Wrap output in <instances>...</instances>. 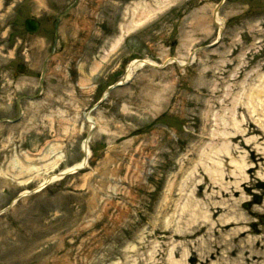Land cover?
Listing matches in <instances>:
<instances>
[{
    "label": "rangeland",
    "instance_id": "obj_1",
    "mask_svg": "<svg viewBox=\"0 0 264 264\" xmlns=\"http://www.w3.org/2000/svg\"><path fill=\"white\" fill-rule=\"evenodd\" d=\"M74 2L0 0V211L81 161L85 115L95 124L87 168L0 216V264H262L264 169L255 164H264V139L254 134L251 171L233 197L210 200L194 168L213 120H244L250 89L264 83V0H78L61 17ZM29 18L41 24L35 35L23 29ZM140 60L153 67L95 108ZM253 104L264 109V98ZM48 144L63 155L54 168L41 156ZM25 160L31 175L16 177ZM220 200L243 221L197 233L201 221L186 212ZM219 216L232 217L222 211L212 222ZM233 228L238 236H228ZM252 251L257 260L247 259Z\"/></svg>",
    "mask_w": 264,
    "mask_h": 264
},
{
    "label": "bare ground",
    "instance_id": "obj_2",
    "mask_svg": "<svg viewBox=\"0 0 264 264\" xmlns=\"http://www.w3.org/2000/svg\"><path fill=\"white\" fill-rule=\"evenodd\" d=\"M147 15H144L142 19L147 18ZM214 21L218 24V19H216L214 15ZM180 68L184 67L185 64L182 62H176L175 63ZM152 65L149 61H133L131 62L125 72V81L128 80L137 70L144 66H150ZM264 83L262 80H260V84L254 88L250 89V92L248 94V102L244 109H242L244 115V120H237L235 117L230 120H226L223 116H219L217 120H213L212 127L213 131L210 134V140L207 143H201V147L199 151L197 152V159L195 162V168L194 170L197 172L199 169L202 170L204 173L203 178V185L206 184L207 192H209L208 198L210 200H215L217 198H223V197H233L237 194V190L239 189L240 185L245 183L247 181L246 172L250 173L251 167L249 165L252 163V161L249 159V152L247 151L251 146L257 143V139L254 136V134H259L264 139V121L256 120L254 119L256 116L258 117H264V109L257 108L253 102L259 101L261 103L262 99L264 98ZM241 106H234V110L237 111ZM210 112V111H208ZM86 124L91 128V125H94L93 121L89 117H85ZM249 135H252L251 137ZM264 145V142L262 143ZM83 147V156L81 161L78 163L72 165L71 167L64 168L63 171L59 174H53L48 176L41 185L38 186L37 189H39L43 184H51L53 182H56L61 179V176L67 173H71L72 171L86 168L88 164L89 159V152L87 150L86 143L82 144ZM60 145L57 144H48L44 147L42 150L41 156H45L47 153L50 154L48 156L49 160L46 161L48 163V167L54 168L56 164H54L57 160H61L63 158L62 152H60ZM258 149V147H253L252 150ZM238 150H244L245 152L241 153ZM52 154V155H51ZM236 154H240V157L235 158L234 156ZM26 160H30L31 157L29 154H26L25 156ZM222 159L227 162V165H224V162ZM253 159V158H252ZM25 162V166L17 167L19 169V173L16 177H21L24 174L31 175V170L34 169V167H31L30 162ZM256 161V159H254ZM224 166L227 167V169H224ZM249 167V168H248ZM255 168L258 170L264 169V164H255ZM13 174V173H12ZM194 174V173H193ZM258 178V173L255 175ZM31 177L29 176L28 179ZM194 179H196V176H194ZM232 181V182H230ZM200 185H197V188H199ZM23 194H27L24 192ZM242 197H240V200ZM229 200L224 201L220 200L219 202L212 201L211 203L207 204H194V208L190 209L187 213L190 220L195 223L198 221H201L202 224L201 227H198L197 233H201L204 231V229H207V231L204 233L205 236L211 237L215 236L216 234L219 235L220 231L227 230L226 224L232 223V222H242L243 218L239 214H235L234 208L231 205H228ZM192 208V207H191ZM222 211H228L232 215V217L229 219L227 217H221L219 216L216 224L213 223V217L215 214H218ZM187 225V224H186ZM217 226H219V230H216ZM228 236L229 235H239L238 229H231L227 231ZM242 234V232H241ZM255 242V244L262 242V239H256L251 240V243ZM209 246L211 248L214 246H217L216 240H209L208 241ZM264 247V243L262 244ZM209 256L211 257L213 254H217V252H212V249H210ZM233 254V249L228 248L226 252V256L229 257ZM260 253L257 252H249V255L247 256V259L250 260H257V255ZM241 260L245 261V259L240 258ZM226 261L228 259H225ZM169 264H181L177 261H169ZM183 264H185L182 261ZM233 264H241L239 258H237L235 261L232 262ZM252 264H257L255 262H252ZM262 264H264V260L262 261Z\"/></svg>",
    "mask_w": 264,
    "mask_h": 264
},
{
    "label": "water",
    "instance_id": "obj_3",
    "mask_svg": "<svg viewBox=\"0 0 264 264\" xmlns=\"http://www.w3.org/2000/svg\"><path fill=\"white\" fill-rule=\"evenodd\" d=\"M25 30L30 33H36L39 29V23L33 20H26L24 23ZM18 71L21 72V69Z\"/></svg>",
    "mask_w": 264,
    "mask_h": 264
}]
</instances>
